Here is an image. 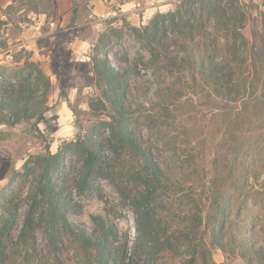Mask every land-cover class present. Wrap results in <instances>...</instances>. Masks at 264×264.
I'll use <instances>...</instances> for the list:
<instances>
[{"label": "trees", "instance_id": "obj_1", "mask_svg": "<svg viewBox=\"0 0 264 264\" xmlns=\"http://www.w3.org/2000/svg\"><path fill=\"white\" fill-rule=\"evenodd\" d=\"M200 2L203 13L218 20L219 35L211 36L207 16L195 17L192 0L179 1L172 10L158 13L142 29L132 31L148 51L144 65L164 73L177 72L178 81L166 88L172 97L189 86L181 76L182 71H189L210 88L207 95L218 99L224 141L216 149L222 155L218 157L215 151L217 157L207 169L196 129L193 134L192 128L180 123L178 171L155 159L149 143L129 122L136 113L134 92L140 81L136 63L121 71L107 59L94 56L91 69L95 86L111 109L109 120H100L69 144L81 162L60 184L52 182L51 174L64 150L36 159L39 177L29 193V208L15 241L10 232L21 197L10 196L0 216V264H166L182 256L183 247L186 264H216L214 248L245 264H264V245L257 242L254 232H244L237 223L233 230L222 227L235 209L249 201L264 209V185L247 187L249 179L264 174V37L254 26L253 38L248 35L246 18L232 0L226 8L215 0ZM167 26L177 37L168 36ZM36 71L32 88L0 89V125L32 118L35 124H47L45 102L50 85ZM239 101L243 104L232 117ZM101 130H108L107 135L101 136ZM99 179L110 181L120 203L133 214L135 235L129 253L127 238H120L115 226L101 216L91 218V234L67 219L80 208L72 202L71 192L86 196ZM258 224L264 239V219ZM37 226L43 228L52 256L33 260L28 249Z\"/></svg>", "mask_w": 264, "mask_h": 264}, {"label": "rangeland", "instance_id": "obj_2", "mask_svg": "<svg viewBox=\"0 0 264 264\" xmlns=\"http://www.w3.org/2000/svg\"><path fill=\"white\" fill-rule=\"evenodd\" d=\"M179 1L0 0V89L32 88L37 69L50 85L45 102L46 125L35 124L34 118L12 126L0 125V216L10 196L19 195L22 200L10 232L12 241L18 236L29 208V193L39 177L36 159L64 150L51 174L52 182L60 184L81 162L69 144L82 138L100 120H109L111 109L96 88L91 69L94 56L107 59L112 67L121 71L128 64L136 63L140 81L134 92L136 113L129 122L149 143L155 159L169 165L175 173L178 171L177 126L180 123L192 128L193 134L196 129L203 165L207 169L212 159L222 155V151L216 149L218 143L224 141L219 130L223 115L218 99L207 95L210 88L203 87L199 77L189 71H182L181 75L189 86L183 88L182 94L172 97V92L166 88L178 81L177 72L164 73L153 65H144L149 59L148 51L132 31L134 27L142 29L158 13L172 10ZM215 2L222 8L229 4V0ZM192 4L195 17L206 18L200 0H192ZM232 5L242 10L248 35L253 38L254 26L264 37V0H232ZM207 23L211 36L220 34L215 15H208ZM167 31L169 37H177L171 27L167 26ZM242 104L238 102L232 117ZM161 106H165V110H161ZM158 113L164 117H158ZM101 132V136H106L108 130ZM210 134L215 141L210 140ZM215 151L219 152L217 156ZM261 185H264V174L249 179L247 187L258 189ZM71 199L80 208L77 214L67 215L69 222L91 234V218L101 216L115 226L120 238H127V252H131L134 217L128 207L120 203L109 180L99 179L94 183V190L83 197L72 191ZM177 218L176 215L174 220ZM260 219H264V209L249 201L235 209L230 222H222V227L233 230L235 223L241 224L244 232H254L257 242L264 245L258 232ZM30 247L28 254L33 260L52 256L41 226L34 229ZM182 251V256L166 260V264H186L187 250L183 247ZM212 258L216 264H245L239 257L227 256L216 248L212 250Z\"/></svg>", "mask_w": 264, "mask_h": 264}]
</instances>
